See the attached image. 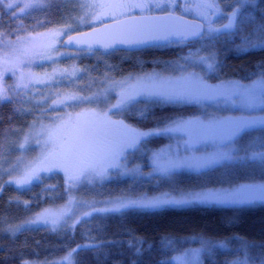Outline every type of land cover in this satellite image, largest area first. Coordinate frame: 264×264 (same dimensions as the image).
I'll list each match as a JSON object with an SVG mask.
<instances>
[{"label": "trees", "instance_id": "trees-1", "mask_svg": "<svg viewBox=\"0 0 264 264\" xmlns=\"http://www.w3.org/2000/svg\"><path fill=\"white\" fill-rule=\"evenodd\" d=\"M252 1L255 3L244 6L237 14L232 31L210 37L203 35L193 42L142 51H114L102 61L95 57H82L78 64L85 69V76L81 78L80 84L88 86L89 81L93 80L91 84L100 82L105 70V59L124 68L115 72V77H118L144 68L161 67L158 60L170 62L193 49H200L203 54L211 55L214 59V69L206 76L208 82L236 79L256 84L264 76V46L259 44L258 33V26L264 23V0ZM63 6L51 8L50 11L28 13L15 19L0 4V32L13 36L22 27L28 32L63 24L66 21V9ZM121 55L125 56L124 60ZM74 61L76 59L72 57L60 63L69 66ZM155 62L157 64L153 65ZM72 87L77 89L76 85ZM155 87L168 94L184 93L173 92V89L164 86ZM218 95L216 92L209 94L208 97L213 99L210 102ZM204 105L169 103L160 99L149 102L139 100L125 109L113 111L112 121L122 122L123 126L134 130L160 129L197 116L200 119L209 118L213 111ZM41 108V105L33 106L24 100L0 103V155L5 148L8 151L18 135L38 119ZM50 111L48 109L47 113ZM254 116H264V110L260 109ZM238 117V114H235V118L230 116V121ZM230 121L219 120L214 127L229 126ZM81 125L83 123L79 122L77 127ZM119 125L112 124L117 128ZM75 129L45 165L59 167V162L66 159L67 150L75 140ZM173 139L168 135H153L143 140L139 150L145 155L171 143ZM262 144L264 127H252L240 133V152L264 150ZM46 172L40 175L39 180L24 188L8 185L5 176L0 173V264H53L71 252L73 264H177L171 259L184 249L206 245L204 264H229L245 255L256 264L264 259V202L238 205L225 201H193L183 205L93 213L72 228L22 227L23 223L44 209L61 207L67 202L63 171ZM260 184H264V161L236 159L197 173L178 171L169 177L153 176L148 179L111 178L90 188H83L82 192L85 198L105 201L124 196L152 198L162 193L179 194L194 190L214 192L230 189L224 193H232L243 186ZM236 186L240 187L237 189ZM81 245L86 247H78ZM73 249L76 251L73 252Z\"/></svg>", "mask_w": 264, "mask_h": 264}, {"label": "rangeland", "instance_id": "rangeland-1", "mask_svg": "<svg viewBox=\"0 0 264 264\" xmlns=\"http://www.w3.org/2000/svg\"><path fill=\"white\" fill-rule=\"evenodd\" d=\"M219 1L221 2V0H218V3ZM33 2L34 0H3L1 5L15 19L28 13L50 11L51 8L64 5L66 21L63 24L37 31L25 32L22 27L15 31L13 36L0 32V37H2L0 39V89L6 90L7 95L11 97L10 100H24L33 106H42L38 119H35V122L24 133L18 135V138L14 140V144L8 147V151L5 148L1 153L0 173L5 176L8 185L19 188L14 182L9 183V181L22 177L26 168H51L54 171H63L67 188V202L61 207L47 208L56 213L61 211L65 213L59 219V223L55 228H53L50 221L48 223L43 221L23 223L22 227L72 228L86 216L85 213H113L128 208H146L131 206L119 211H94V209L113 208L117 198H122L125 202L143 198L124 196L105 201H94L85 198L82 192L83 188H90L111 178L141 177L148 179L153 176L169 177L174 172L197 173L236 159H260L258 157L252 158V153L264 150L240 152L241 150L238 148L240 134L235 136L229 144L226 134L228 126L214 127L219 120H232L231 118H235V114L242 118L254 115L260 110V108H257L255 111L249 112L240 98L232 95L233 92L255 87L256 84L245 83L236 79L216 83L208 82L206 76L214 69V59L211 55L203 54L200 49H193L183 54L179 59L170 62L158 60L159 64H162L161 67L154 66L148 68V70L144 68L142 71L130 72L118 77H115V72L124 70V68L119 65L116 66L105 59L103 61L105 70L102 74V80L93 82V84H91L93 80L89 81L88 86L81 85V78L85 76V69L78 64L79 59L82 57H95L96 60L102 61L105 56L112 52L73 51L63 48L61 44L72 33L88 30L105 22L109 18L108 7L92 9L87 7L91 4L106 5L105 0H44L41 7L24 8V4ZM236 2L230 12L224 4L222 7H218L219 10L215 12V15L212 14V10H208L212 28L219 29V31L209 32L207 26L203 34L204 37L233 30L235 25L230 29H225L222 26L228 24L229 17L234 10L239 9V13L244 6L248 5L240 2V0H236ZM9 3L13 4L14 7H6ZM252 3H255V1H252ZM101 14L103 15L101 20L94 19V15ZM81 20L84 22L82 23ZM69 27L70 31L59 34ZM48 45H54V47L49 50ZM49 55L52 59L42 58ZM72 57L76 61L69 66L61 65V60ZM120 57L124 60L125 56L121 55ZM137 64L139 65V63ZM73 72H75V75H72ZM260 80L261 78L257 82ZM200 82L211 86L215 90L214 92L219 94L218 98L216 97L214 101L210 102L213 99L208 97V93L196 91ZM73 85H76L77 89L74 90ZM155 86H164L173 89V92L184 93L168 94L167 91L161 92L155 89ZM68 87L72 88L69 89ZM100 93H107L108 103L70 100L64 104L57 102L69 95L91 97L93 94ZM121 96L131 97L123 109L138 103L139 100L149 102L160 99L169 103L206 104L204 106L213 113L210 115L211 117L209 116L206 119H200V116H197L185 120V122L179 121L160 129L142 131L120 125L117 128L104 120L103 113L111 107V104L117 103ZM48 109L52 111L47 113ZM115 110L112 109L107 113L111 121L113 119L112 112ZM79 122H82L83 125L90 124L96 129L94 151L83 153L80 156L73 155L70 149L76 143L74 140L67 150L68 156L59 162V167L57 165L56 167L45 165V162L63 147L68 135L77 127ZM127 129L128 132L125 133ZM138 133L145 135H136ZM157 134L168 135L174 139L171 143L151 150L144 155L139 150L143 140ZM25 137L28 138L27 143H25ZM21 144L24 147H20ZM225 151H231L234 158L225 159L218 163H205L213 155ZM142 156L146 159H143ZM89 157H91V160H89ZM90 162L95 163L99 168L107 169L103 178L90 177L88 180H80L75 183L69 181V175H76L81 168H84ZM129 162L134 164L131 165ZM43 173L44 171H41L39 175ZM238 187L240 186L235 188L238 189ZM229 190H215L214 192L224 193ZM199 192L204 191L194 190L182 193ZM180 194L170 195L179 199ZM224 201L238 205H253L264 202L262 200L253 202ZM37 214L26 222L36 220ZM205 251H207V245L189 247L173 257L171 262L179 264L174 258L184 257L187 264H204L203 255ZM194 254H196L195 258ZM68 255L65 257H68ZM64 258L59 262L68 264V261ZM243 259L234 260L229 264H234V262L238 264ZM27 264L37 263L27 262ZM71 264H73V253ZM248 264L256 263L249 258Z\"/></svg>", "mask_w": 264, "mask_h": 264}, {"label": "snow or ice", "instance_id": "snow-or-ice-1", "mask_svg": "<svg viewBox=\"0 0 264 264\" xmlns=\"http://www.w3.org/2000/svg\"><path fill=\"white\" fill-rule=\"evenodd\" d=\"M242 3L251 4L252 0H240ZM3 3V0H0V4ZM44 4V0H34L33 3H26L24 4L25 9L30 8H37L41 7ZM159 6V5H157ZM8 8H13L14 5L9 3L6 5ZM89 9L92 8H105V7H135V8H141V7H148L147 4H133V5H104V4H91L87 6ZM200 11V15L207 21L208 31H219V29H213L211 24V19L209 18L208 11L212 10V14L215 15V12L218 11V4L216 0H204L202 4L197 5ZM239 9H236L232 12L231 16L229 17L228 24L223 25L222 27L225 29H230L235 25V17L237 16ZM87 15V13H85ZM103 18V15H94L95 20H101ZM168 19H174L172 17H169ZM83 23L84 21L81 20ZM203 25L197 24V25H189L184 30L179 32H172L173 35H181V36H198L200 35V30L202 29ZM69 28H65L61 33L70 31ZM258 33H259V44L264 46V23H261L258 26ZM2 39V37H0ZM74 38H70L68 43H73ZM76 44L82 43L80 40L74 41ZM124 42V41H122ZM49 50H51L54 45H48L47 46ZM46 59H52V57L49 55L47 57H42ZM203 59V58H201ZM211 67V65H209ZM72 75H75V72L72 73ZM27 87V85H25ZM196 91L208 93L211 94L215 90L211 88V86L204 85L202 82L199 83ZM232 95H236L240 98L242 104L244 107L249 110V112L255 111L257 108H260L261 110H264V76L261 77V80L256 83L255 87H248L244 88L242 91L239 92H233ZM11 97L7 95L6 90L0 89V103L10 100ZM131 99V97H125L121 96V98L117 101L115 104H111V107L107 109L103 113V118L108 124H121L123 126L122 122H116L111 121L108 117L107 113L108 111H111L112 109L116 110H122L124 106L127 104V102ZM88 101L93 103H108L107 99V93H100V94H93L91 97H85V96H78V95H69L65 99H61L57 101L58 103L64 104L66 101ZM256 126L264 127V116H254L249 115L247 117H242L237 120L231 121L229 123V126L227 128V136H228V142L231 144L233 138L243 132L244 130ZM96 129L94 126L90 124H84L75 129V141L76 143L73 145L72 149L70 151L75 156H80L83 153L86 152H92L94 151L95 146V137H96ZM136 135H145L143 133H138ZM28 138L25 137V143H27ZM132 146V145H129ZM20 147H24L23 144L20 145ZM227 147V145H226ZM262 148H264V144L261 145ZM260 158L262 161H264V151L261 152H253L252 158ZM231 151H225L220 152L215 155H213L208 161H206V164L210 163H218L225 159H233ZM89 160H91V157H89ZM198 166H204V165H198ZM51 168H37V167H29L26 168L24 171V174L20 178H14L13 181H9V183L14 182L19 188H24L25 186L31 184L33 180H39L40 175L39 173L41 171H51ZM167 170V169H165ZM107 169L99 168L95 163H88L84 168H81L79 172L76 175H69L68 179L70 182H78L80 180H88L90 177H98L103 178L106 174ZM224 200H232L235 202H253L255 200H262L264 201V184L260 185H248L244 186L242 189H239L232 193H220V192H212V191H206V192H199V193H181L180 198L177 199L175 197H172L169 193H162L160 196L157 197H143L139 200H128L125 202L122 198H117L116 204L111 209H99L94 211H119L123 208L131 207V206H138V207H146V208H155L162 205H168V204H186L191 203L193 201L198 202H221ZM65 213L63 211L56 213L51 211L50 209H45L42 213L37 214L36 220L28 221L25 223H36L37 221H43L44 223L51 222V225L53 228L59 223V219L63 217ZM85 215H90V213H85ZM19 227V226H18ZM169 244H171V241H168ZM80 248L86 247V246H78ZM76 249H73V252H75ZM198 253V250H197ZM71 255L72 253H69L68 257H65L64 259L68 261V264H71ZM194 254V258H195ZM176 259L179 264H187V261L184 260V257H176ZM249 257L245 255L244 259L239 261L238 264H248ZM27 264V262H25ZM53 264H59V262H53ZM234 264H237V262H234ZM260 264H264V259H261Z\"/></svg>", "mask_w": 264, "mask_h": 264}, {"label": "water", "instance_id": "water-1", "mask_svg": "<svg viewBox=\"0 0 264 264\" xmlns=\"http://www.w3.org/2000/svg\"><path fill=\"white\" fill-rule=\"evenodd\" d=\"M169 17L174 19H168ZM197 24L203 25L198 36L171 34ZM204 32L205 26L201 21L177 14L140 15L73 33L63 40L61 46L73 51H138L170 43L192 42L200 39ZM70 38H74L73 43H68ZM77 39L82 43L76 44L74 41Z\"/></svg>", "mask_w": 264, "mask_h": 264}, {"label": "flooded vegetation", "instance_id": "flooded-vegetation-1", "mask_svg": "<svg viewBox=\"0 0 264 264\" xmlns=\"http://www.w3.org/2000/svg\"><path fill=\"white\" fill-rule=\"evenodd\" d=\"M203 2L204 0H105L106 5L123 4L130 6L133 4H147L148 7L146 8L108 7L109 18L102 24L131 16L172 13L183 17H187L189 19L201 21L204 24L206 31L207 21L199 14L201 9L197 7V5L202 4ZM216 2L218 4V7H222L223 4L226 5L228 7L227 10L230 12L231 10H233V6H235L236 0H221V2L219 1V3L218 0H216ZM180 43L181 42L170 43V44H180ZM162 46H166V45H162ZM162 46H157L147 49H153ZM127 52H131V51H127Z\"/></svg>", "mask_w": 264, "mask_h": 264}]
</instances>
